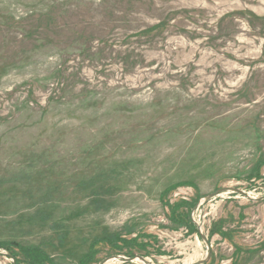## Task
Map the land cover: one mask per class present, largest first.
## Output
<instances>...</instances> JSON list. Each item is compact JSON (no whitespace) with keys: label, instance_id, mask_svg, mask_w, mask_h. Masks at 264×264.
<instances>
[{"label":"rangeland","instance_id":"obj_1","mask_svg":"<svg viewBox=\"0 0 264 264\" xmlns=\"http://www.w3.org/2000/svg\"><path fill=\"white\" fill-rule=\"evenodd\" d=\"M12 241L264 264V0H0V264Z\"/></svg>","mask_w":264,"mask_h":264},{"label":"trees","instance_id":"obj_2","mask_svg":"<svg viewBox=\"0 0 264 264\" xmlns=\"http://www.w3.org/2000/svg\"><path fill=\"white\" fill-rule=\"evenodd\" d=\"M190 204H188V203H186V205L185 206H187L186 208H188V206H189ZM38 219L39 220H42L43 218L42 217H38ZM169 219L171 220V222L173 223V224H176V225H184V226H186V227H188V228H190L191 226H193L192 225V223H191V221H190V219H189V217H188V215H178V214H176V212L174 211L173 213H172V216H170L169 217ZM120 237H113L112 239H108V240H110V242L111 243H113V244H116L117 242H118V240H120L119 239ZM123 241V240H122ZM125 242V241H124ZM10 244L14 247H16V249H18V252H20V253H22V259H17V254L18 253H13L10 249V252H12V255H13V257L15 258V260H16V264H19L20 263V261L22 262V260L24 261V263H27V264H32L33 263V259H35L36 257H35V255H34V251L36 250V249H29V248H26V247H24V246H21L19 243H17V242H15V241H12V242H10ZM1 246H4V247H8V245L9 244H6V243H2V244H0ZM6 250H7V248H6ZM8 250V251H9ZM128 256H132L131 254H129ZM85 258H87V257H84L82 260H81V262H83L84 260H85Z\"/></svg>","mask_w":264,"mask_h":264},{"label":"water","instance_id":"obj_3","mask_svg":"<svg viewBox=\"0 0 264 264\" xmlns=\"http://www.w3.org/2000/svg\"><path fill=\"white\" fill-rule=\"evenodd\" d=\"M141 260H143L142 258H140ZM110 260H115L117 261L118 263H123V262H131L133 260V258H130V257H123V256H115L114 258L110 259ZM110 260H105V261H102L98 264H108L110 262ZM144 263H146L144 261Z\"/></svg>","mask_w":264,"mask_h":264},{"label":"bare ground","instance_id":"obj_4","mask_svg":"<svg viewBox=\"0 0 264 264\" xmlns=\"http://www.w3.org/2000/svg\"><path fill=\"white\" fill-rule=\"evenodd\" d=\"M205 255V254H204ZM199 260V259H198ZM109 264V263H108Z\"/></svg>","mask_w":264,"mask_h":264}]
</instances>
